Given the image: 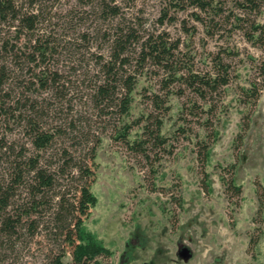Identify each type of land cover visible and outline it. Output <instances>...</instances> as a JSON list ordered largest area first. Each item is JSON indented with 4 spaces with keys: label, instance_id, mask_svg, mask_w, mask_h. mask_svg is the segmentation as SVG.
I'll return each mask as SVG.
<instances>
[{
    "label": "rangeland",
    "instance_id": "1",
    "mask_svg": "<svg viewBox=\"0 0 264 264\" xmlns=\"http://www.w3.org/2000/svg\"><path fill=\"white\" fill-rule=\"evenodd\" d=\"M88 1L39 0L44 21L38 28L56 44L45 67L71 80L62 100L47 98L58 112L51 111L46 122L90 118L86 129L94 139L96 158L89 182L97 202L84 227L112 252L111 256H99L98 262L264 264V43L249 41L244 31L231 29L229 23L222 24L215 35H207L190 9L177 11L174 22L164 19L161 23L167 0H115L119 14L105 20L94 1ZM221 2L225 10L238 11L233 0ZM251 17L264 26V3ZM134 23L154 34L166 31L172 39L180 38V50L194 55L198 70H209L218 53L230 66L229 84L208 99L211 112H203V101L193 98L201 106L199 116L188 113L192 98L188 91L168 99L170 109L163 116L161 129L167 148L156 156L150 152V158L130 150L116 135L123 125L131 124L129 138L141 136V116L153 107L143 95L160 91L154 73L145 70L138 75L125 115L98 116L86 88L88 77L96 72L97 55L108 53V38L114 28ZM83 34L86 41H81ZM23 36L22 41H16L15 27L0 24V62L11 71L6 101L13 104L12 109L17 98L38 101L39 106L50 95L37 84L32 86V72H21V60L15 63L12 59L17 54V49L15 54L10 51L12 44L28 49L27 35ZM253 81L258 83V95L250 101L246 89ZM206 118L207 125L203 123ZM16 120L11 114L0 115V178L6 158H12L24 145L28 154L33 152L28 135ZM63 140L71 150H80L69 138ZM9 146L15 150L10 155ZM41 229L9 264H47V256L59 251L57 243ZM62 261L72 263L68 249Z\"/></svg>",
    "mask_w": 264,
    "mask_h": 264
},
{
    "label": "trees",
    "instance_id": "2",
    "mask_svg": "<svg viewBox=\"0 0 264 264\" xmlns=\"http://www.w3.org/2000/svg\"><path fill=\"white\" fill-rule=\"evenodd\" d=\"M91 1H94L104 20L119 14L120 8L115 0H89L86 3ZM167 1L169 6L161 12V23L164 19L174 22L177 11L190 9L191 16L204 26L207 35H215L222 24L229 23L231 29L244 31L249 41L264 43V26L251 17L260 11L264 0H233L238 9L236 12L225 10L221 0ZM38 2L0 0V24L14 26L18 42L23 40L24 34L27 35L25 47L28 49L15 48L12 44L10 51L17 49L18 54L12 59L15 63L21 60V72L24 69L32 72V86L37 84L39 89L50 94L43 98V104L39 106L38 101L28 103L17 98V104L12 109L13 104L6 101L10 97L6 88L12 77L11 71L0 62V115L11 114L12 118H17L33 150L28 154L25 145L16 152L13 146L7 147L11 151L9 155L14 152L15 155L6 158L7 164L0 178V264H9L8 261L21 247L25 248L29 239L39 234L41 228L46 230L59 249L47 256V264H66L62 256L67 249L71 253V264H100L97 258L111 256L112 252L84 227L90 209L97 202L89 182L96 158L94 139L86 129H89L90 118L83 121L64 118L63 123H48L45 120L51 111L58 112L57 107H50V102H46L47 98L60 97L62 100L71 80L45 67L48 57L55 53L56 44L38 28L39 22L44 21V10ZM183 28L192 35L184 24ZM114 29L113 36L108 38L107 55H97L96 72L88 77V99L98 116L125 115L130 109L138 75L145 70L153 72L160 91L153 90L143 95L153 107L141 116L139 122H144L141 136L129 138L131 124L123 125L116 135L124 139L130 150L150 158V152L154 151L156 156L167 148L161 129L163 116L170 109L168 99L172 95L183 96L188 91L192 95L188 113L199 116L201 106L194 99L203 101V112H211L212 104L208 103V99L229 84L230 66L218 53L213 56L209 70L196 69L194 55L182 52L180 38L172 39L166 31L154 34L135 23L119 24ZM80 38L86 41L87 35L83 34ZM77 44L73 42V45ZM189 45L186 41L185 46ZM6 47L3 44L2 48L6 50ZM261 71L264 74V67ZM257 85L253 81L246 89L250 101L258 95ZM208 122L206 118L203 123L207 125ZM64 137L69 138L74 146H81L80 150L78 147L71 150ZM48 151L51 154H47Z\"/></svg>",
    "mask_w": 264,
    "mask_h": 264
}]
</instances>
